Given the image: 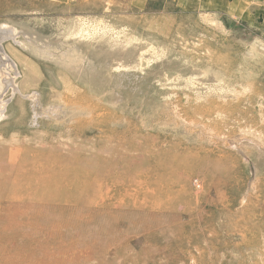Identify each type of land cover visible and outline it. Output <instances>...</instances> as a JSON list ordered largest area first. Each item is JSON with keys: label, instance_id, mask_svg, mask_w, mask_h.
Segmentation results:
<instances>
[{"label": "rangeland", "instance_id": "rangeland-1", "mask_svg": "<svg viewBox=\"0 0 264 264\" xmlns=\"http://www.w3.org/2000/svg\"><path fill=\"white\" fill-rule=\"evenodd\" d=\"M191 4L0 0V264H264V0Z\"/></svg>", "mask_w": 264, "mask_h": 264}, {"label": "crops", "instance_id": "crops-1", "mask_svg": "<svg viewBox=\"0 0 264 264\" xmlns=\"http://www.w3.org/2000/svg\"><path fill=\"white\" fill-rule=\"evenodd\" d=\"M186 3H192L191 6L198 8H207V10H218L227 16L237 17L245 22H257L258 11L252 8L254 1L260 0H182ZM254 10V13H252Z\"/></svg>", "mask_w": 264, "mask_h": 264}, {"label": "bare ground", "instance_id": "bare-ground-1", "mask_svg": "<svg viewBox=\"0 0 264 264\" xmlns=\"http://www.w3.org/2000/svg\"><path fill=\"white\" fill-rule=\"evenodd\" d=\"M3 32L2 28H0V33ZM1 52V49H0ZM5 55V54H4ZM8 55V54H7ZM6 55V56H7ZM8 57H0V89L3 87L14 85L12 80H7L5 75H8L10 70H14V64L9 60ZM1 92V91H0ZM2 100H0L1 102ZM110 189V188H109ZM104 192V191H103ZM99 197V196H98ZM25 211V210H24ZM60 226V225H59Z\"/></svg>", "mask_w": 264, "mask_h": 264}]
</instances>
